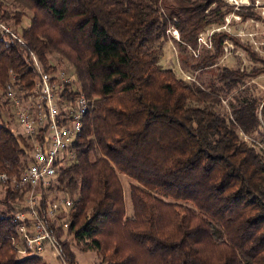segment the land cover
I'll return each instance as SVG.
<instances>
[{
	"label": "trees",
	"instance_id": "obj_1",
	"mask_svg": "<svg viewBox=\"0 0 264 264\" xmlns=\"http://www.w3.org/2000/svg\"><path fill=\"white\" fill-rule=\"evenodd\" d=\"M13 2L32 16L19 29L23 14L0 2V17L16 25L21 39L0 33V95L7 86L32 88L38 76L33 57L44 72H56L47 57L55 55L73 69L78 91L90 102L74 160L42 196L43 207L51 192L72 200L67 227L48 224L60 259L78 264L76 248L94 252L97 264H264V153L238 135L257 131L263 106L244 99L223 114L215 87L163 68L153 49L171 31L182 52L196 49L199 35L220 28L232 9L223 0ZM237 14L264 23L250 10ZM210 39L212 49L194 59L190 72L215 66L229 40L259 67L248 73L219 68L227 91L264 75V58L229 34L213 32ZM3 108L0 101V172L10 181L0 198V264H47L38 256L19 259L13 247V214L24 192L11 180L27 165L31 148L3 118ZM120 175L132 181L130 217Z\"/></svg>",
	"mask_w": 264,
	"mask_h": 264
},
{
	"label": "built area",
	"instance_id": "obj_2",
	"mask_svg": "<svg viewBox=\"0 0 264 264\" xmlns=\"http://www.w3.org/2000/svg\"><path fill=\"white\" fill-rule=\"evenodd\" d=\"M223 1L232 11L226 15L220 28L208 31L209 36L211 37L213 32L224 31L236 38H245L254 47V51L264 58V43L255 40L257 33L247 31V27H252V24L255 28L259 25L264 29V23L250 18L242 21L241 16L237 14L250 10L264 19V0ZM239 25L241 26L237 29L234 28ZM15 29L12 22L0 21V33L10 35L20 42ZM173 34L178 40L177 32L174 31ZM204 35L205 33L199 35L198 42L204 44ZM228 41H223L224 50L225 46L231 49ZM192 53L194 56L197 54L195 51ZM33 63L38 78L33 83L32 91L21 94L18 89L9 87L5 93L18 125L17 134L29 140L31 148L27 165L17 179L11 180L14 189L24 192L23 202L13 214V222L18 226L13 247L19 259L37 256L52 248L58 252L60 259L57 241L48 224L59 221L61 226L66 228L72 200L61 192H51L55 193V196H48L43 207L42 196L44 191L57 185L59 171L74 160L73 147L80 138L90 102L78 91L75 75L59 70L49 74L43 73L34 58ZM8 181V176L0 172V184ZM60 261L65 264L61 259Z\"/></svg>",
	"mask_w": 264,
	"mask_h": 264
},
{
	"label": "rangeland",
	"instance_id": "obj_3",
	"mask_svg": "<svg viewBox=\"0 0 264 264\" xmlns=\"http://www.w3.org/2000/svg\"><path fill=\"white\" fill-rule=\"evenodd\" d=\"M0 2L3 4L5 10L10 12L13 10H17L18 12L20 11V13L23 14L20 26L21 29H26L29 26V19L32 16L29 10L22 8L21 5L19 6L15 4L13 0H0ZM227 7L232 9L228 5ZM0 21L4 23L10 22L3 20L1 17ZM240 26L241 25L235 26L234 28L237 29V27ZM213 29L216 28L212 27L204 32V44L198 42L197 40L198 44L196 46V49H191L188 47L187 52H182L179 49L177 42H174L177 41L175 38V34H173L174 31H171L170 34L174 41L169 38L170 36L163 38L154 45L153 49L157 50V53L160 56V65L163 68L172 69L178 74L181 79L188 82H193L196 85L202 86L203 88L215 87L214 89H217L219 91V109L225 115L230 113L231 105H236L238 102H241L244 99H256L259 104L263 106L262 111L260 108H258L257 110L259 128H257V131L250 134H245L239 131L238 135L240 139L244 141L248 146L254 147L257 151L264 153V75H260L252 79L243 80L241 84H238L237 87L231 89L230 91H227L225 86L219 81L218 78V74L220 71L219 68L227 67L232 70L246 71V73H248L252 70L253 67H259V65L252 63L248 55L242 49L236 48L235 45L228 41L227 43L229 46L231 45V49L230 47L225 46V51L224 46H222V58L217 60L215 66L205 69L202 72H190V67L194 63V59L197 58L203 50L212 49V43L208 31H211ZM232 31L235 32L234 29ZM247 31L257 33L255 40L264 43V29L260 28L259 25L258 28H255L252 24V27H247ZM230 37L234 38V40L238 42L239 45L243 47H248L250 51L256 53L258 57L260 56L256 51H254V47H252L249 42L245 40V38H236L232 34L230 35ZM192 51H195L197 53L196 56L193 55ZM191 56L193 58H191ZM47 57L49 58L51 64L56 65V67L58 68L57 71H64L66 73L74 75L73 69L65 60L61 61L55 55H48ZM187 77H189V79H187ZM9 87L13 88V86H7V89ZM0 101L3 103L4 106L2 110L3 118L7 120L8 123H10V126L15 130V133L17 134V132H19L18 125L10 108V102H8L4 95H0ZM260 101H262V103H260ZM119 180L123 189L125 214L127 217H130L132 215V206L129 200V185L132 183V181L121 175L119 176ZM3 194L4 187L2 184H0V198L3 197ZM48 196L53 197L55 196V193H51ZM73 251L75 252L78 264H97L99 262V258L94 252H80L76 248H74ZM37 256L43 259L47 264H63L60 259H58V252L53 250V248L46 249Z\"/></svg>",
	"mask_w": 264,
	"mask_h": 264
},
{
	"label": "bare ground",
	"instance_id": "obj_4",
	"mask_svg": "<svg viewBox=\"0 0 264 264\" xmlns=\"http://www.w3.org/2000/svg\"><path fill=\"white\" fill-rule=\"evenodd\" d=\"M14 24V23H13ZM15 25V24H14ZM15 28H16V25H15ZM19 29H21V28H19ZM15 33H16V35L18 36V38H19V40H21L20 39V35H18V32H17V30L15 29ZM19 42V41H18ZM34 58V57H33ZM35 59V58H34ZM36 60V59H35ZM36 62L39 64V62L36 60ZM34 64V63H33ZM35 67V66H34ZM36 69V68H35ZM37 71V70H36ZM43 73H46V72H44L43 70H41ZM38 73V72H37ZM49 74V73H48ZM37 78H38V76H37ZM37 78H36V80H37ZM77 86H78V83H77ZM33 87H34V84H33V86H32V88L29 90V91H27V90H24V89H21V90H19V93H21V94H25V93H27V92H30V91H32V89H33Z\"/></svg>",
	"mask_w": 264,
	"mask_h": 264
}]
</instances>
